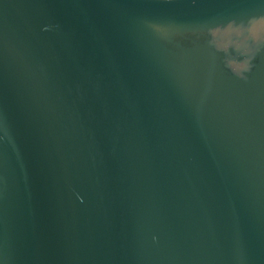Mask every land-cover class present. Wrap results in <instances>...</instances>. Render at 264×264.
<instances>
[{
    "label": "water",
    "instance_id": "1",
    "mask_svg": "<svg viewBox=\"0 0 264 264\" xmlns=\"http://www.w3.org/2000/svg\"><path fill=\"white\" fill-rule=\"evenodd\" d=\"M0 264H264V0H0Z\"/></svg>",
    "mask_w": 264,
    "mask_h": 264
}]
</instances>
